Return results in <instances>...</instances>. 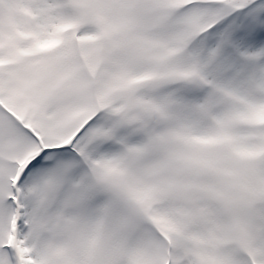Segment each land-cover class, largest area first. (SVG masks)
I'll return each instance as SVG.
<instances>
[{
  "label": "snow or ice",
  "instance_id": "6c2138e0",
  "mask_svg": "<svg viewBox=\"0 0 264 264\" xmlns=\"http://www.w3.org/2000/svg\"><path fill=\"white\" fill-rule=\"evenodd\" d=\"M0 264H264V0H0Z\"/></svg>",
  "mask_w": 264,
  "mask_h": 264
}]
</instances>
